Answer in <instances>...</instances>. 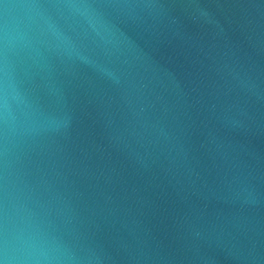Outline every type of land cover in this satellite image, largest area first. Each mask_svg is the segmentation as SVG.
I'll use <instances>...</instances> for the list:
<instances>
[{
	"label": "water",
	"instance_id": "1",
	"mask_svg": "<svg viewBox=\"0 0 264 264\" xmlns=\"http://www.w3.org/2000/svg\"><path fill=\"white\" fill-rule=\"evenodd\" d=\"M0 264H264V0H0Z\"/></svg>",
	"mask_w": 264,
	"mask_h": 264
}]
</instances>
